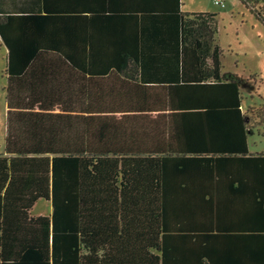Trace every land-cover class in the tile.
I'll list each match as a JSON object with an SVG mask.
<instances>
[{
    "label": "trees",
    "instance_id": "1",
    "mask_svg": "<svg viewBox=\"0 0 264 264\" xmlns=\"http://www.w3.org/2000/svg\"><path fill=\"white\" fill-rule=\"evenodd\" d=\"M239 1L264 25V0ZM30 4L0 6V264H264V154L223 79L218 15Z\"/></svg>",
    "mask_w": 264,
    "mask_h": 264
},
{
    "label": "rangeland",
    "instance_id": "2",
    "mask_svg": "<svg viewBox=\"0 0 264 264\" xmlns=\"http://www.w3.org/2000/svg\"><path fill=\"white\" fill-rule=\"evenodd\" d=\"M221 1L217 5L215 0H183L184 11L218 15L222 75L225 80L236 76L241 81L244 111L251 127L248 144L253 153L264 154V122L250 116L264 109V25L239 0ZM6 64L7 48L0 38V155L5 154L7 136ZM52 210L51 203L41 200L32 215L48 216Z\"/></svg>",
    "mask_w": 264,
    "mask_h": 264
},
{
    "label": "crops",
    "instance_id": "3",
    "mask_svg": "<svg viewBox=\"0 0 264 264\" xmlns=\"http://www.w3.org/2000/svg\"><path fill=\"white\" fill-rule=\"evenodd\" d=\"M32 0H2V4L0 5L1 7H2V9H4V10H2L1 12H4V13H10V12H12L11 11V9H13V8H16V9H19V8H24V7H26V6H31V4H30V2H31ZM33 1H35V0H33ZM38 2H40V0H38ZM34 6H39V4H35ZM185 8V7H184ZM19 11H21V10H19ZM15 12H17V11H15ZM3 43V42H2ZM7 55H8V50H7ZM235 76H233L232 77V79L234 78ZM238 78V77H237ZM224 79V78H223ZM232 79H230V80H225V81H231ZM262 81V80H261ZM257 85V84H256ZM242 108H243V112H245L244 111V105L242 106ZM249 150H250V147H249ZM250 152L251 153H253L251 150H250ZM253 154H258V153H253ZM51 215V214H50ZM50 215H48V216H50ZM36 217H38V216H36Z\"/></svg>",
    "mask_w": 264,
    "mask_h": 264
},
{
    "label": "built area",
    "instance_id": "4",
    "mask_svg": "<svg viewBox=\"0 0 264 264\" xmlns=\"http://www.w3.org/2000/svg\"><path fill=\"white\" fill-rule=\"evenodd\" d=\"M215 2L217 3V5H220L221 3H223L221 0H215Z\"/></svg>",
    "mask_w": 264,
    "mask_h": 264
}]
</instances>
